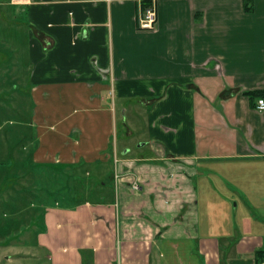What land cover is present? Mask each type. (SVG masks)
<instances>
[{"label":"crops","instance_id":"1","mask_svg":"<svg viewBox=\"0 0 264 264\" xmlns=\"http://www.w3.org/2000/svg\"><path fill=\"white\" fill-rule=\"evenodd\" d=\"M0 4L26 29L51 264H263L264 0Z\"/></svg>","mask_w":264,"mask_h":264},{"label":"rangeland","instance_id":"2","mask_svg":"<svg viewBox=\"0 0 264 264\" xmlns=\"http://www.w3.org/2000/svg\"><path fill=\"white\" fill-rule=\"evenodd\" d=\"M22 18L0 4V264H51V251L39 247L37 239L42 234L37 215L44 212L37 206V189L45 181L36 176L33 163V96ZM113 129V141L137 148V132L128 140L120 124L113 123Z\"/></svg>","mask_w":264,"mask_h":264},{"label":"built area","instance_id":"3","mask_svg":"<svg viewBox=\"0 0 264 264\" xmlns=\"http://www.w3.org/2000/svg\"><path fill=\"white\" fill-rule=\"evenodd\" d=\"M138 29L142 31H151L156 28L157 25V11L155 6H148L146 8L139 9L138 12V19H137ZM257 110L263 111L264 110V98H259L256 101V107ZM114 179L118 182L119 174L115 173ZM133 190L138 191V186L134 184L132 186ZM264 264V262H263Z\"/></svg>","mask_w":264,"mask_h":264},{"label":"trees","instance_id":"4","mask_svg":"<svg viewBox=\"0 0 264 264\" xmlns=\"http://www.w3.org/2000/svg\"><path fill=\"white\" fill-rule=\"evenodd\" d=\"M143 4L145 5V6H143V9L146 8V7H148L147 6L148 5V2H144ZM245 10L248 12V11H251V8L245 7ZM245 95L248 96L249 99H250V101L253 103L255 100H258L259 98H264V90H262V91L247 92ZM35 166H34V168H35ZM49 179H50V186H56V183H57V174H54V176H51ZM66 181H68V180H66ZM63 185H64V183H63ZM39 186L41 187V185H39ZM40 187L37 190L41 192ZM44 194H46V193L44 192ZM50 194H53V195L49 196V198L55 196L56 189L53 190ZM259 255H264V252H256L255 257L258 258ZM260 258H261V261H262L263 260L262 259L263 256H260Z\"/></svg>","mask_w":264,"mask_h":264}]
</instances>
